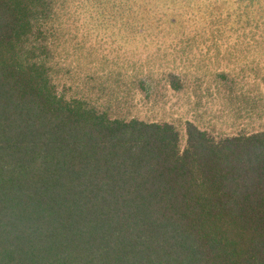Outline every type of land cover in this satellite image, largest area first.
<instances>
[{"label": "trees", "instance_id": "1", "mask_svg": "<svg viewBox=\"0 0 264 264\" xmlns=\"http://www.w3.org/2000/svg\"><path fill=\"white\" fill-rule=\"evenodd\" d=\"M227 1L212 2L230 17ZM194 2L0 0V264H264V128L185 119L182 143L59 73L66 30L171 42L201 18Z\"/></svg>", "mask_w": 264, "mask_h": 264}, {"label": "rangeland", "instance_id": "2", "mask_svg": "<svg viewBox=\"0 0 264 264\" xmlns=\"http://www.w3.org/2000/svg\"><path fill=\"white\" fill-rule=\"evenodd\" d=\"M196 1L189 9L201 18L171 42L147 37L135 47L82 27L63 31L56 48L62 81L98 103L113 102L116 114L172 122L182 143L185 119L214 136L263 129L264 0H228L230 17L216 11L220 0ZM169 71L179 89L169 85Z\"/></svg>", "mask_w": 264, "mask_h": 264}]
</instances>
